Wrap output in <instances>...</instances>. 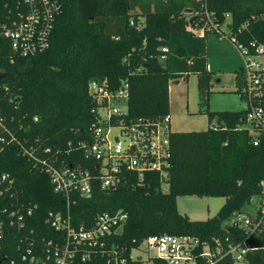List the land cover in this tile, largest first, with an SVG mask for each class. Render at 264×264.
Instances as JSON below:
<instances>
[{
	"label": "trees",
	"instance_id": "trees-1",
	"mask_svg": "<svg viewBox=\"0 0 264 264\" xmlns=\"http://www.w3.org/2000/svg\"><path fill=\"white\" fill-rule=\"evenodd\" d=\"M54 1L62 12L44 53L23 58L13 53L9 43L0 53L3 116L18 140L36 150L35 156L56 166L90 169L97 178L98 164L86 159L99 127L93 112L98 102L89 93L93 83L113 91L128 85V112L122 116L126 124L157 123L170 114V85L195 75L201 112L209 122L207 130L170 132L168 190L156 174H147L142 181L135 173L129 174L125 185L109 191H101L95 180L89 197L72 198L74 227H89L99 214L123 211L127 222L111 242L125 247L128 254L149 237L163 234L223 242L249 238L256 249L246 264H264V233L252 236L226 224L235 214L245 212L253 198L264 201V133L255 146L252 134L244 128L248 108L210 110L214 78L207 59L208 34L200 38L189 30L192 24L206 23V11L213 13L217 23H226L230 14L235 36L246 43H264V0ZM236 77V92L245 99L242 72ZM255 104L264 109V97ZM3 175L13 179L15 186L0 197V264L21 263L23 257L30 261L41 254L36 248L39 242L57 237L48 215L67 213V202L53 191L49 176L35 170L16 144L0 146ZM186 196L222 197L225 203L215 217L192 221L178 211V198ZM21 206L31 207L33 215L18 230L9 226L8 214ZM217 264H233V260L226 257Z\"/></svg>",
	"mask_w": 264,
	"mask_h": 264
},
{
	"label": "built area",
	"instance_id": "built-area-1",
	"mask_svg": "<svg viewBox=\"0 0 264 264\" xmlns=\"http://www.w3.org/2000/svg\"><path fill=\"white\" fill-rule=\"evenodd\" d=\"M61 12V6L54 0H0V53L5 43L11 45L13 53L23 58H33L44 53L50 46L55 19ZM212 17L213 13L206 11V23L192 24L189 30L200 38L212 31L219 35H229L228 40L233 42L244 58L242 95L249 109L244 128L250 131L253 144L258 146L261 142L259 136L264 133V109L255 102L264 97V43L256 40L246 43L235 36L231 28L230 14L226 16V23H217ZM246 27L247 25L243 28ZM238 33L241 34L242 29H238ZM165 59L164 55L160 57L161 62ZM11 61L14 62V58ZM89 93L98 102V108L93 112L99 127L96 142L87 147L86 159H94L98 164L97 178H94V171L90 169L56 166L35 156L34 148L28 149L18 140L0 107V146L18 145L24 155L30 158L32 167L45 172L49 176L53 191L63 196L67 202V213H49L47 221L56 231L57 237L43 240L36 245L41 252L40 256H33L30 261L23 257L21 263L11 264H129L130 261L139 264L141 260L136 252L143 245L149 252H153L152 259L157 264H217L226 257H230L233 264H246L247 256L256 249L249 238H227L223 242L219 238L202 241L189 235L163 234L149 237L128 254L125 247L111 242V237L123 232L128 219L125 212L99 214L91 226L74 227L70 214V206L75 203L72 198L89 197L93 193L95 180L99 182L101 191H109L125 185L129 174L135 173L141 181L147 174H156L162 188L168 190L166 181L172 160L170 114L157 123L143 120L128 125L122 117L128 112V85L113 91L106 85L93 83ZM10 101L13 102V99ZM122 104L126 106V112L121 110ZM83 146L86 147L85 144ZM14 186L13 179L6 175L1 176L0 197L11 192ZM261 190L264 193V181L261 183ZM256 208L255 214L237 213L226 224L245 230L248 235H262L264 201L260 200ZM32 215L31 207H17L8 214L9 226L20 230L26 226L27 219ZM1 233L0 221V235ZM28 252L32 253L31 249Z\"/></svg>",
	"mask_w": 264,
	"mask_h": 264
},
{
	"label": "rangeland",
	"instance_id": "rangeland-1",
	"mask_svg": "<svg viewBox=\"0 0 264 264\" xmlns=\"http://www.w3.org/2000/svg\"><path fill=\"white\" fill-rule=\"evenodd\" d=\"M225 33L228 34L226 29ZM208 50L207 59L210 71L213 72V90L209 94V107L211 111H243L248 108V103L240 96L237 90V73L242 72L245 61L237 50L229 35H219L211 32L207 35ZM127 111L125 105L120 107ZM171 131H194L208 128V117L201 112L200 97L198 91V80L195 75L189 76L180 82L174 83L171 102ZM203 127H199L202 126ZM179 127V128H178ZM225 198L222 197H180L177 206L180 214L188 216L192 221H206L215 217L224 205ZM260 199L253 198L251 204L244 207L245 212L255 214ZM153 252H149L143 245L136 252L141 260L139 264H157L152 259Z\"/></svg>",
	"mask_w": 264,
	"mask_h": 264
},
{
	"label": "crops",
	"instance_id": "crops-1",
	"mask_svg": "<svg viewBox=\"0 0 264 264\" xmlns=\"http://www.w3.org/2000/svg\"><path fill=\"white\" fill-rule=\"evenodd\" d=\"M210 68V67H209ZM197 78V77H196ZM184 80V79H182ZM198 80V78H197ZM173 89H174V84L170 85V88H169V96H170V114H171V102H172V92H173ZM171 121H172V117H171ZM171 121H170V129H171ZM196 128H194L195 130L194 131H201L199 129L201 128H198V126H195ZM199 127H203L202 126H199ZM209 127V126H208ZM179 128V127H178ZM208 128L204 129V130H207ZM176 131H179V132H194V131H181L180 129L179 130H176Z\"/></svg>",
	"mask_w": 264,
	"mask_h": 264
}]
</instances>
